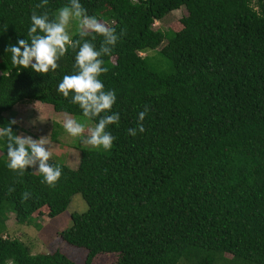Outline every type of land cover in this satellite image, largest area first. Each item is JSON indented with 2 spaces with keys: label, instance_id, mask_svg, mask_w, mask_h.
<instances>
[{
  "label": "trees",
  "instance_id": "obj_1",
  "mask_svg": "<svg viewBox=\"0 0 264 264\" xmlns=\"http://www.w3.org/2000/svg\"><path fill=\"white\" fill-rule=\"evenodd\" d=\"M40 2L0 0V127L12 121L3 113L25 99L83 116L71 94L57 91L75 71L71 48L47 74L13 65L5 50L30 42ZM68 2L48 0L36 11L51 19ZM79 2L117 35L124 30L99 77L116 95L107 114L118 113L119 122L106 129L115 139L107 151L80 148L75 168L49 161L62 170L54 187L32 167L23 175L9 169L0 139V264H75L59 250L32 254L1 234L6 209L26 224L43 206L48 217L62 212L74 193L86 209L70 213L58 235L86 249L82 264L97 253H117L112 264H264V0ZM180 6L178 30L153 29ZM102 39L92 41L97 49ZM145 106V131L129 135ZM11 127L14 135L22 130Z\"/></svg>",
  "mask_w": 264,
  "mask_h": 264
},
{
  "label": "clouds",
  "instance_id": "obj_2",
  "mask_svg": "<svg viewBox=\"0 0 264 264\" xmlns=\"http://www.w3.org/2000/svg\"><path fill=\"white\" fill-rule=\"evenodd\" d=\"M47 4L48 0H41L31 13V26L28 29L30 42L20 39L15 46L9 45L5 50L11 53L13 65L30 67L37 73L47 74L59 67L58 61L71 48L75 52V71L63 76L57 91L65 98L71 94V102L79 105L85 118L99 119L94 126L88 127L66 114L63 128L70 136L81 138L85 145L110 150L115 137L106 129L119 122V114H107L115 103L116 95L114 91H105L99 77L108 71L102 57L111 54L120 36L124 35V30L121 29L117 35L114 27L88 15L79 0H69L68 4L56 10L51 19L47 11L37 14L36 9L45 8ZM73 20L77 22L78 39H73L68 31ZM97 36L103 38L99 49L92 43ZM148 111V106H145L138 113L137 128L128 129L129 135L135 136L137 131H145L142 121ZM15 123L12 120L7 126L0 127V139L6 140L7 167L19 175H23L26 168L35 167L43 176L42 183L54 187L62 170L59 166L49 164L52 153L50 147L45 146L50 145V142L44 138L14 135L11 125ZM9 191L14 189L10 188ZM30 196L29 192L22 193L23 200Z\"/></svg>",
  "mask_w": 264,
  "mask_h": 264
},
{
  "label": "rangeland",
  "instance_id": "obj_3",
  "mask_svg": "<svg viewBox=\"0 0 264 264\" xmlns=\"http://www.w3.org/2000/svg\"><path fill=\"white\" fill-rule=\"evenodd\" d=\"M255 0H250L255 6ZM56 12V11H55ZM186 14L183 6L169 11L161 19L154 20L152 27L160 31H176L180 28L179 18ZM106 25L110 21H102ZM68 31L70 35L77 32V22H70ZM165 40L162 41V45ZM158 48V47H157ZM152 53V52H149ZM139 55L145 53L140 52ZM163 68H166L167 62L162 59ZM67 113L57 112L49 104L41 103L36 100H21L15 103L10 110L3 113V116L15 120L22 130L17 135L31 136L33 139L44 138L50 142L51 158L49 161L63 163L69 168H75L78 162L79 149L83 147L92 148L82 143L81 138L70 136L63 128V121ZM78 122L85 123L86 126H94V123L83 116L70 115ZM51 132H54L55 138L51 139ZM102 150V149H99ZM36 171L35 167H32ZM86 209V204L79 193H74L70 197L66 208L52 216H46V207L43 206L31 213V219L28 223H17L14 214L6 209L3 212L2 236L8 238H17L23 242L30 253L52 252L59 250L69 257L75 264H82L86 255V249L74 247L66 243L58 235L59 231L70 225V213L82 212ZM229 257L228 254H225ZM117 258V253H97L92 257L91 264H112ZM10 264V263H8ZM178 264H190L188 260L181 258Z\"/></svg>",
  "mask_w": 264,
  "mask_h": 264
}]
</instances>
